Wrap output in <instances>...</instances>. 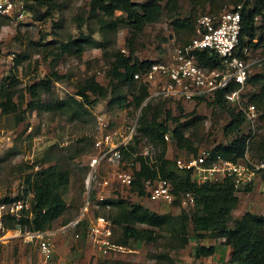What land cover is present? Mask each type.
<instances>
[{"label":"rangeland","instance_id":"1","mask_svg":"<svg viewBox=\"0 0 264 264\" xmlns=\"http://www.w3.org/2000/svg\"><path fill=\"white\" fill-rule=\"evenodd\" d=\"M17 1L27 10L26 18L0 21L3 53L0 92L13 93L16 104V110L10 114L0 111V214L18 200L30 204L33 191L27 180L30 177L33 183L42 168L57 167L69 175L70 183L63 193L66 208L62 216L44 231L49 232L44 239L50 241L51 253L42 252L41 239L31 241L26 237L27 232H32L28 225L20 227L19 232V225H15L21 222L22 215H12L4 242L0 244V264H204L202 257L197 256V247L223 238L196 237L190 219L198 207L185 204L181 191L174 194L175 199L169 204L156 203L137 191L124 190L114 182L113 168L106 163L91 179L92 197L104 198L97 202L99 208L90 212L89 217L95 212L109 216L115 224V241L123 250L100 252L84 236L88 220L78 224L77 221L86 201L89 163L100 154L97 144L103 143L107 135H112L114 142H122L123 136L130 134L133 138L138 136L137 144L131 140L132 156L122 161L133 173L139 169L136 160L139 157H147L153 167L158 166L161 157L174 162L180 157L189 161L203 150L212 155L214 149L228 146L238 136L237 132L226 136L224 129L231 123L232 111H240L239 107L227 104L222 109L211 100L179 106L166 101L159 121H165L166 111L172 110L173 116L180 117L181 123L187 125L184 130L187 144L180 147L169 133L170 140L164 138L165 151L153 137L138 132L145 103L140 108L128 105L141 84L122 86L111 79L110 72L119 53L142 61L162 59L168 48L197 36L199 21L204 15L218 17L240 2L154 0L162 6L163 13L156 23L147 25L138 34L125 22L116 31H102L97 19L90 15L92 0H52V15L42 20L39 16L47 12L48 6L38 5L34 0ZM150 1L137 0L142 4ZM122 14L117 7L116 15ZM257 24L263 41L255 40L258 47L251 49L246 59L251 81L244 90L243 107L255 105L256 115L245 119L240 131L246 140V153L239 161L245 162L248 159L264 161V16L258 17ZM70 43L71 49L67 51L65 47ZM91 78L107 87L108 95L103 99L92 96L94 104L89 106L78 91ZM47 82L49 87L45 86ZM32 87L39 91L38 97L30 93ZM120 100L124 101L123 106L119 105ZM81 102L83 107L79 105ZM152 102L154 106L161 100ZM168 124L171 130L176 126L171 121ZM211 159L214 158L211 156ZM105 177L112 182L103 187L101 182ZM235 195L239 205L232 212L234 220L257 217L261 221L253 222L255 232H264L261 182L253 188L235 190ZM135 205L164 215L165 224L154 228L133 220L124 222L121 215ZM2 206L5 210H1ZM127 227L140 231L141 238L128 236ZM148 234L153 240H149Z\"/></svg>","mask_w":264,"mask_h":264},{"label":"trees","instance_id":"2","mask_svg":"<svg viewBox=\"0 0 264 264\" xmlns=\"http://www.w3.org/2000/svg\"><path fill=\"white\" fill-rule=\"evenodd\" d=\"M34 2L38 5L48 6L47 12L39 16L40 20L52 15L51 11L54 9L52 0H34ZM237 3L236 7L241 5L242 32L236 55L247 59V56L243 53L244 49L250 51L258 47L255 40L263 41L258 35L259 27L257 19L260 16H264V0H237ZM117 7L121 8L122 15H116ZM162 13V6L154 0L145 4L138 3L137 0H92L90 9V15L97 19L102 31H116L119 24L125 22L138 34L142 33L147 25L156 23ZM192 40L183 42L179 46L188 45ZM65 49L67 51L70 50L71 43L66 45ZM197 60L200 65L210 67L220 66L222 62L217 55L208 52L197 53ZM153 62L134 59L131 55L124 53L117 55L110 72L111 79L116 80L122 86L133 87L137 83L141 84L139 92L133 94V100L128 105L133 104L136 108H140L151 96L149 86L136 81L134 76L145 72ZM249 81H251V78L248 76L247 83ZM45 86L49 87L48 82ZM237 87V85L232 84L229 88L218 91L213 96L197 98L194 100V103L211 100L214 105L226 109L228 103L224 95ZM30 93L33 97L39 96V91L35 87L30 88ZM78 95L90 106L94 104V101L91 99L92 96H95L96 99L106 98L108 89L96 81V79L91 78L78 91ZM152 100H161V102L153 106ZM166 101L168 100L162 97L148 100L145 106L142 107L138 129L139 133L157 140L164 147L165 151L166 142L164 138L169 133H171L180 147H185L187 144L184 133L187 125L181 123L180 117H174L172 110L168 109L166 111L165 121H159ZM124 104L123 100L119 101L120 106ZM175 104L178 106L182 105L180 102ZM79 105L80 107L84 106L83 102L79 103ZM15 110L16 104L13 102V93L1 91L0 111L2 114L7 115ZM79 112H82V110H79ZM231 115V123L224 129L225 135L230 136L232 133L237 132L238 136L228 146H219L217 149H214L212 151L214 159L212 160L221 157L227 161L238 162L245 156L246 140L244 136L240 135V131L246 121V117L241 111H232ZM169 121L176 124L173 130H171L168 124ZM132 139H134V143L136 142V144L139 141L138 136ZM134 143L130 141L128 146L123 148L122 159L132 156L131 150H134ZM136 160L139 162V169L133 173V185L131 189L123 188L124 190H129L130 192L137 191L139 195L144 196L147 194L144 188L145 181L163 179L173 186L172 192L175 195L179 191L183 195L188 192L194 194L195 206L198 207V210L192 215L190 221L193 230L197 234L196 237L209 240L223 238L224 244L231 249L232 263L264 264V232H255L253 226V222H260L261 220L252 216L234 220L232 212L238 207L239 198L235 195V188L232 182L228 180L224 183L206 182L198 184L194 180L191 170L178 169L176 163L171 159L161 157L158 166L155 165L157 169L150 165L147 157H139ZM27 182L31 185L33 191L30 201L31 211L23 213L21 222L16 224L15 227L19 225L22 228L28 225L31 231H47L51 228V224L62 216L66 208V200L63 193L70 183V177L68 174L60 172L57 167L50 166L40 169L36 173V179L33 183H31L30 177ZM94 215L97 216L99 213L95 212ZM121 216H123V220L126 223H130L133 220L139 224L149 225L154 228H159L166 222L164 215H159L138 205H135L131 211L127 210ZM106 217L112 221V240L117 244L118 242L116 243L114 236L116 233L114 221L109 216ZM10 220L12 219L10 218ZM10 220L8 218L6 222L7 227ZM125 233L135 239H140L142 235L140 231L131 227H127ZM84 236L87 239L86 231L84 232ZM148 238L149 240H153L151 234ZM215 252L216 246L213 243L208 245L202 243L197 247L198 257H210Z\"/></svg>","mask_w":264,"mask_h":264},{"label":"built area","instance_id":"3","mask_svg":"<svg viewBox=\"0 0 264 264\" xmlns=\"http://www.w3.org/2000/svg\"><path fill=\"white\" fill-rule=\"evenodd\" d=\"M241 5L224 11L218 17L204 15L199 21L197 36L185 46H173L168 48L167 54L160 60L154 61L149 69L143 73L136 74L134 79L140 83L147 84L151 91L148 98H160L172 103L188 104L201 97L213 96L218 91L229 88L232 84L237 85L236 89L228 91L224 98L228 104L239 107L246 119H253L256 115V106L244 105V90L249 76L250 64L243 57L236 55L242 32ZM27 10L17 0H0V21L25 19ZM208 52L217 55L221 65L210 67L200 65L197 60V53ZM249 50L244 49L245 56ZM0 50V61L2 58ZM147 100V101H148ZM145 102V104L147 103ZM133 133V132H132ZM133 135L123 136V141L114 142L112 135H107L103 143L98 142L100 154L93 157L89 163L91 172L87 182L86 201L81 211L80 220L82 223L87 219V238L100 252L108 254L111 251H121L122 247L114 244L112 240V221L103 214L89 217L90 212L99 208L98 201L103 196L94 199L91 195V179L95 172L100 169L103 163L113 168L114 182L122 188L131 189L134 181V174L123 166L122 150L127 147ZM170 140L169 134L165 135ZM105 145V147L103 146ZM211 152L203 150L189 161L182 157L175 160L180 170H191L194 180L198 184L224 183L230 181L235 190L249 189L255 187L258 182L262 184L264 193V161L254 162L250 159L245 161L232 162L217 157L211 159ZM112 180L105 177L101 185L108 186ZM146 196L153 202H165L172 204L175 197L172 192V185L163 179L147 180L144 182ZM184 203L195 204L194 194L188 192L184 195ZM5 206L1 210H5ZM31 205L21 200L9 205L7 211L0 214V244L4 242L5 233L8 231L6 222L12 215H22L30 211ZM89 218V219H88ZM20 232V226H18ZM49 232L32 231L27 232L26 237L31 241L35 238L41 239V250L46 255L51 253V244L44 235Z\"/></svg>","mask_w":264,"mask_h":264},{"label":"crops","instance_id":"4","mask_svg":"<svg viewBox=\"0 0 264 264\" xmlns=\"http://www.w3.org/2000/svg\"><path fill=\"white\" fill-rule=\"evenodd\" d=\"M213 244L216 246V252L210 257H202L204 264H237L231 262V249L224 244V240Z\"/></svg>","mask_w":264,"mask_h":264}]
</instances>
